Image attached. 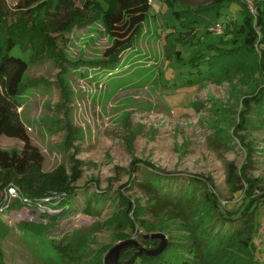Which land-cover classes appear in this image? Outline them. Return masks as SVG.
I'll list each match as a JSON object with an SVG mask.
<instances>
[{
  "label": "rangeland",
  "instance_id": "374dc122",
  "mask_svg": "<svg viewBox=\"0 0 264 264\" xmlns=\"http://www.w3.org/2000/svg\"><path fill=\"white\" fill-rule=\"evenodd\" d=\"M18 1L7 0L8 24L18 20ZM150 1L142 34L116 68L96 65L108 61L104 54L113 43L101 23L75 27L66 34L57 48L64 60L47 55L31 61L19 111L33 144L44 156L42 171L52 173L64 167L71 176L77 161L81 176L73 184L78 189L75 197L61 207L63 212L67 203L73 205L71 212L62 218L59 212L52 214L56 224L48 229V236L38 234L51 224L48 217L32 224L13 219L15 208L0 215L2 227L9 229L0 239L6 264H85L105 247L122 243L120 233L138 241L137 231H119L111 222L119 213L120 194L144 209L154 204L140 186L151 172L143 164L134 167L136 160L174 172L172 179L177 180L165 183V188L176 189L179 183L188 186L192 177H211L210 188H217L222 204L230 209L243 203V194L233 193L227 181L230 164L240 170L251 159L247 173L262 179L264 186V105L251 112L247 129L233 134L249 87L238 78L189 81L197 77L198 69L185 62L199 50L210 55L209 44H219L227 36L201 30L197 44L177 42L183 31L176 13L186 6L207 8L214 0ZM246 1L256 9L257 0ZM222 13L223 24L228 17L242 22L237 4ZM170 50L180 51L185 60L171 58ZM249 144L253 145L250 155L244 148ZM0 147L21 151L23 143L2 136ZM97 193L103 197L100 209L88 212L89 198ZM259 210L255 241H262L264 261V204ZM143 217L153 224L158 221L149 213ZM70 242L74 246L64 250ZM75 252L80 258L71 262Z\"/></svg>",
  "mask_w": 264,
  "mask_h": 264
},
{
  "label": "trees",
  "instance_id": "16d2710c",
  "mask_svg": "<svg viewBox=\"0 0 264 264\" xmlns=\"http://www.w3.org/2000/svg\"><path fill=\"white\" fill-rule=\"evenodd\" d=\"M174 1L180 4V0ZM6 4L7 0H0V137L20 140L23 149L6 150L0 147V189L10 183L17 184L24 195L32 200L41 199L50 191L66 193V203L72 196L75 197L78 190L73 184L81 176V164L74 161L71 176L67 175L64 167L52 173H43L44 156L33 144L19 111L22 108L21 98L28 86L26 75L30 63L47 55L64 60L57 48L65 35L75 27L101 23L113 43L104 54L108 61L97 62L96 65L116 68L122 54L132 49L142 34L151 1L19 0L15 10L20 14L12 24L6 22L9 17ZM234 4L240 7L242 22L228 17L229 21L223 24L220 22L222 11ZM185 8L176 13L181 19L183 31L177 42L184 46L197 44L200 42L197 40L200 31L206 30L212 34L209 28L216 24L224 27V35L227 36L219 44H209L210 55L199 50L185 62L198 69L197 77L189 81L215 77L232 82L238 78L251 90L245 94L242 110L234 124L232 133L237 134L248 128L251 112H257L264 105V0L255 2V14L246 0H214L207 8ZM172 53L171 58L185 60L180 51L174 50ZM205 65L206 69L203 68ZM256 75L259 77L256 78ZM238 139L244 141L241 137ZM252 147V144L244 147L249 155L253 153ZM252 163L248 159L240 170L233 164L228 166L227 181L232 186V192L243 194L242 205L230 209L222 204L217 188L215 191L210 188L214 185L211 177H192L188 186L179 183L176 189L165 188V183L177 180L172 179L176 176L174 172L161 170L146 161L133 162L134 167L143 164L151 172V176L144 178L140 186L153 198L154 204L150 209H144L137 201L132 202L120 194L119 213L111 222L119 231L125 228L137 231L138 241L147 249L157 248L159 240L146 239L144 234L165 232L169 235L168 245L152 257L138 256L137 249L129 248L119 264H264L260 257L262 241H255L259 222L256 218L264 204V186L262 179L247 173ZM102 198L100 193L89 198L88 212H93L94 208L100 209ZM65 206L59 218L73 208L68 203ZM88 212L84 211V214L88 215ZM147 213L158 218V221L153 224L145 219L143 216ZM48 218L51 224L47 223V229L38 231L41 236L50 235L48 229L56 224L54 217ZM2 225L0 221V239L9 231ZM140 231L142 233L138 234ZM120 237L123 242L131 239L126 233H120ZM68 246L65 245L64 250L69 251L74 244L70 242ZM110 248L105 247L85 264H105L103 255ZM79 258L75 252L70 260L77 262ZM0 264H6L1 247Z\"/></svg>",
  "mask_w": 264,
  "mask_h": 264
},
{
  "label": "built area",
  "instance_id": "2783aa9c",
  "mask_svg": "<svg viewBox=\"0 0 264 264\" xmlns=\"http://www.w3.org/2000/svg\"><path fill=\"white\" fill-rule=\"evenodd\" d=\"M250 9L254 14L256 13V9L254 10L252 7ZM209 31L216 36L224 34L221 24L213 25L209 28ZM2 189H0V215L15 208L17 211H11L13 219L30 223L42 221L41 217L52 216V214L57 212L62 213L61 207L67 198L66 193L50 191L45 197L32 200L24 195L19 185L13 183Z\"/></svg>",
  "mask_w": 264,
  "mask_h": 264
},
{
  "label": "water",
  "instance_id": "95a60500",
  "mask_svg": "<svg viewBox=\"0 0 264 264\" xmlns=\"http://www.w3.org/2000/svg\"><path fill=\"white\" fill-rule=\"evenodd\" d=\"M146 239H156L159 240V244L155 249H147L138 241L130 239L124 241L118 245H115L110 249L105 257V264H119L122 255L129 249L135 248L138 250V256H148L152 257L161 253L168 245V237L164 233H153V234H144Z\"/></svg>",
  "mask_w": 264,
  "mask_h": 264
}]
</instances>
